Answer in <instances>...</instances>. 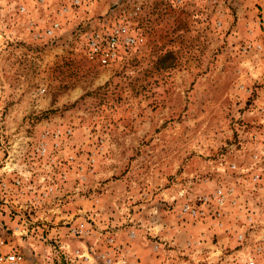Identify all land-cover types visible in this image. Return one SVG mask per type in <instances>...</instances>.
I'll use <instances>...</instances> for the list:
<instances>
[{"label":"rangeland","instance_id":"rangeland-1","mask_svg":"<svg viewBox=\"0 0 264 264\" xmlns=\"http://www.w3.org/2000/svg\"><path fill=\"white\" fill-rule=\"evenodd\" d=\"M116 29L102 64L87 36ZM0 239L264 264V0H0Z\"/></svg>","mask_w":264,"mask_h":264},{"label":"built area","instance_id":"built-area-1","mask_svg":"<svg viewBox=\"0 0 264 264\" xmlns=\"http://www.w3.org/2000/svg\"><path fill=\"white\" fill-rule=\"evenodd\" d=\"M56 25L57 24L54 23V26ZM118 33L119 29H116L106 37L98 33H94L90 36L88 35L87 41L90 55L102 64L109 63L115 58L117 53ZM2 244L3 240L0 239V264H25L19 252L14 250L3 251L1 249ZM106 261L113 264L110 258H106ZM121 264L125 263L121 262ZM249 264H252V261H250Z\"/></svg>","mask_w":264,"mask_h":264}]
</instances>
